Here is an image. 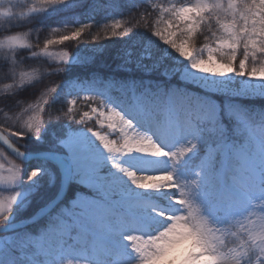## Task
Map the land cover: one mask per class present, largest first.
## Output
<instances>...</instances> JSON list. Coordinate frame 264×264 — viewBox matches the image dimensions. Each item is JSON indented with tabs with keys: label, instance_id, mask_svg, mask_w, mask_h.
Here are the masks:
<instances>
[{
	"label": "snow or ice",
	"instance_id": "6c2138e0",
	"mask_svg": "<svg viewBox=\"0 0 264 264\" xmlns=\"http://www.w3.org/2000/svg\"><path fill=\"white\" fill-rule=\"evenodd\" d=\"M78 10L140 39L112 76L28 105L50 46L93 25L43 47L41 29ZM0 31V143L20 161L0 151V264H264V0H0Z\"/></svg>",
	"mask_w": 264,
	"mask_h": 264
},
{
	"label": "trees",
	"instance_id": "16d2710c",
	"mask_svg": "<svg viewBox=\"0 0 264 264\" xmlns=\"http://www.w3.org/2000/svg\"><path fill=\"white\" fill-rule=\"evenodd\" d=\"M186 1L187 0H183V2ZM35 2L36 0L20 1V3H26L29 6ZM157 2H161V0H157ZM170 2L179 4L182 2V0H170ZM19 10L20 9H17V11ZM23 10L27 11V8L25 7ZM113 19L127 21L128 17L119 11L99 12L93 16L91 13H84L83 10H78L76 13H68L65 16L47 21L39 33L38 38L40 47H43V43L46 39H56L59 37V35L67 34L69 31H72L76 27L80 26L81 23H91L93 26L85 31L84 35L81 37V41H83V43H80L79 47L77 46L76 42H65L64 45L50 46L49 51L54 53V55L51 58H41L40 61V66L45 70L46 73L42 84L38 85L35 89H29L23 93V98L27 100V104L35 107L42 101L43 93L46 92L48 88L63 81H68L70 83H82L86 82L90 75H107L110 77L115 72L119 71L115 67V63H113L112 54L123 51L129 43L140 39V33H134L131 37V40H129V37H124L122 39L106 38L104 31L105 25H110ZM65 21L66 23H64ZM97 23L99 24L98 27ZM32 27H35V25H28L27 27L13 29V33H27ZM125 27H128V25L126 24ZM52 28H59V31L53 32ZM97 32L100 33L101 38L93 42L92 36L96 35ZM5 34L6 33L3 31H0V39H2ZM27 39L35 44L37 41L36 33L33 32L27 37ZM197 43L202 44L203 38L201 37ZM65 50L69 51L70 54L78 53L81 60L86 62L77 64L76 61L73 60L69 71L56 75H49L48 73H51L53 70L52 68H49V65H53L54 68L66 67L65 65L59 63V54ZM28 63L34 65L36 62L29 61ZM22 68L24 70H28L26 66H22ZM6 82L8 81L0 79V87H2V85ZM253 103L257 107L264 106V100L261 99H256ZM50 132H55L58 134V130L55 127L50 129ZM46 139L49 143L52 142L51 135H49ZM21 150L23 151V148ZM0 151L5 153L8 160H12L17 164L20 163V161L12 156L2 145H0ZM2 192H4V190H0V194Z\"/></svg>",
	"mask_w": 264,
	"mask_h": 264
},
{
	"label": "rangeland",
	"instance_id": "374dc122",
	"mask_svg": "<svg viewBox=\"0 0 264 264\" xmlns=\"http://www.w3.org/2000/svg\"><path fill=\"white\" fill-rule=\"evenodd\" d=\"M20 1H22V0H20ZM14 2H15V0H14ZM186 2H187V1H186ZM71 84H73V85H79L80 83H78V82H72ZM0 188H2V186H0ZM1 194H3V195H8L9 192H8L7 190H4V192H2Z\"/></svg>",
	"mask_w": 264,
	"mask_h": 264
},
{
	"label": "water",
	"instance_id": "95a60500",
	"mask_svg": "<svg viewBox=\"0 0 264 264\" xmlns=\"http://www.w3.org/2000/svg\"><path fill=\"white\" fill-rule=\"evenodd\" d=\"M0 145H2V143H0ZM9 153H10V150H8L7 148H6V146H4V145H2ZM11 154V153H10ZM12 155V154H11ZM13 156V155H12Z\"/></svg>",
	"mask_w": 264,
	"mask_h": 264
}]
</instances>
